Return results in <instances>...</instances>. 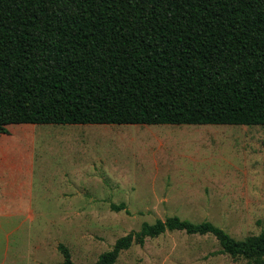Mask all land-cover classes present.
<instances>
[{
  "label": "trees",
  "instance_id": "trees-1",
  "mask_svg": "<svg viewBox=\"0 0 264 264\" xmlns=\"http://www.w3.org/2000/svg\"><path fill=\"white\" fill-rule=\"evenodd\" d=\"M20 123L264 125V0H0V133ZM167 230L264 264V231L237 240L177 216L143 222L94 264ZM57 248V264H75Z\"/></svg>",
  "mask_w": 264,
  "mask_h": 264
},
{
  "label": "rangeland",
  "instance_id": "rangeland-1",
  "mask_svg": "<svg viewBox=\"0 0 264 264\" xmlns=\"http://www.w3.org/2000/svg\"><path fill=\"white\" fill-rule=\"evenodd\" d=\"M28 137L18 151L34 174L16 186L20 212H0V264L60 263L58 244L75 264H94L119 237L169 216L237 240L264 231V125L49 124ZM220 250L210 233L167 230L114 264H245Z\"/></svg>",
  "mask_w": 264,
  "mask_h": 264
},
{
  "label": "crops",
  "instance_id": "crops-1",
  "mask_svg": "<svg viewBox=\"0 0 264 264\" xmlns=\"http://www.w3.org/2000/svg\"><path fill=\"white\" fill-rule=\"evenodd\" d=\"M12 125V124H11ZM37 125L49 124H31L20 123L14 134L0 133V212L1 214H11L20 212V204L16 202V186L20 183H25L30 180L34 174V166L32 163L28 167H23L25 164L18 151L19 141L30 140L28 136H33L36 132ZM56 125V124H53ZM187 125V124H182ZM192 125V124H188ZM208 125V124H203ZM14 135V136H13ZM30 156V154H27ZM28 176V179L26 178ZM75 176H79V171H75ZM23 179V181H21ZM5 198V199H4ZM10 200H9V199ZM4 199V200H3ZM16 199V200H15ZM9 200V201H8Z\"/></svg>",
  "mask_w": 264,
  "mask_h": 264
}]
</instances>
